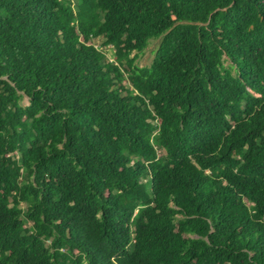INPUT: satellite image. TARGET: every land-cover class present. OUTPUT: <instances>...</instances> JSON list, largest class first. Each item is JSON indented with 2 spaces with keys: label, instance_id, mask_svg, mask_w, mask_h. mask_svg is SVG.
<instances>
[{
  "label": "trees",
  "instance_id": "1",
  "mask_svg": "<svg viewBox=\"0 0 264 264\" xmlns=\"http://www.w3.org/2000/svg\"><path fill=\"white\" fill-rule=\"evenodd\" d=\"M0 264H264V0H0Z\"/></svg>",
  "mask_w": 264,
  "mask_h": 264
},
{
  "label": "rangeland",
  "instance_id": "2",
  "mask_svg": "<svg viewBox=\"0 0 264 264\" xmlns=\"http://www.w3.org/2000/svg\"><path fill=\"white\" fill-rule=\"evenodd\" d=\"M161 41V38H156V39H151L149 42V45L146 47V49L142 52V54L140 55L139 59H138V64L140 66H147L150 65L154 59L155 53H156V49L159 45ZM101 40L97 41V44L100 45ZM107 56L109 57V59L114 60L115 59V52H114V48L112 46H107L103 49ZM226 64H228L226 62ZM21 104L22 105H28L29 104V99L27 96H23L21 99ZM26 204H22V206H25Z\"/></svg>",
  "mask_w": 264,
  "mask_h": 264
}]
</instances>
